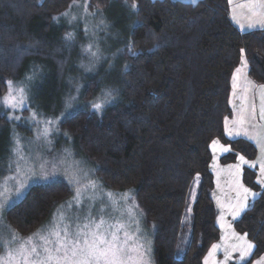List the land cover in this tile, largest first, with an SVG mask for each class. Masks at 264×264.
Returning a JSON list of instances; mask_svg holds the SVG:
<instances>
[{
  "label": "trees",
  "instance_id": "1",
  "mask_svg": "<svg viewBox=\"0 0 264 264\" xmlns=\"http://www.w3.org/2000/svg\"><path fill=\"white\" fill-rule=\"evenodd\" d=\"M77 1L111 17L121 6L131 23L109 49L113 53L104 55V72L109 63L120 69L113 73L114 82L102 85L97 72L78 77L80 99L87 101L105 86L111 88V102L100 112L81 106L61 126L102 185L132 191L145 224L154 230L155 264H202L219 235L210 195L209 145L215 139L230 145L223 162L233 160L235 153L249 159L256 154L251 142L225 136L223 120L231 114V75L241 55L249 77L264 84V72L253 57L255 51L264 57V29L239 30L229 18L227 0H200L195 5L182 0ZM72 2L0 0V99L9 82L24 79L40 66L44 75L35 92L41 109L47 114L60 110L69 63L80 53L76 45L66 43L67 30L53 17ZM4 112L0 107V165L12 132ZM252 173L245 168L243 177L254 187L248 179ZM195 175L199 182L189 214ZM68 194L61 181L31 185L5 211L6 223L18 234H28L45 223ZM233 226L255 246L250 264L264 252V191Z\"/></svg>",
  "mask_w": 264,
  "mask_h": 264
},
{
  "label": "rangeland",
  "instance_id": "2",
  "mask_svg": "<svg viewBox=\"0 0 264 264\" xmlns=\"http://www.w3.org/2000/svg\"><path fill=\"white\" fill-rule=\"evenodd\" d=\"M77 4L78 6H73L72 2L71 7L69 6L64 11L68 12L69 16H62L61 14L64 13L62 12L56 16L59 19L55 22L66 28L67 32L65 34L69 32L75 33V40L70 44L66 43L76 45L78 54L80 53V58L75 57L69 63V72L64 80L67 88L65 94H63L60 110L54 114H47L41 109V100L37 96V91L35 92L36 83L38 85L39 79H42L44 75V71L42 72L43 69L40 66H34V69L24 79L9 82L6 91L0 99V107L5 110L6 119L12 126L8 151L5 160L0 165V204L4 205L0 207V240L4 241V245L0 246V256L6 255L10 249L19 248L22 244L36 243L39 241V236H47L50 231L63 228L64 224H69L71 226L70 231H74L78 223L83 224L86 222L85 217L91 212V217L96 222H99L103 216L109 223H116L118 220L120 223L128 225V230L136 234L139 243L143 244L141 252L145 253L146 261L149 264H155L152 236L154 230L151 226L145 224L134 201L132 191H115L102 185L94 175L91 164L81 155L72 138L61 126L62 121L73 111L84 108L81 106L87 105L90 110L97 111L92 108V104L104 103L105 93L111 91V88L102 86L92 98L84 102L83 99H80L81 81L79 82L78 77L81 80L80 76L97 72L101 74L98 78L102 85L106 81L114 82L113 73L118 72L120 69L113 63H109L104 72L102 67L105 60L104 55H110L109 49L114 47V44L120 40L122 33L125 32L131 23L128 10L121 8V6L111 12V17L108 16L109 14L103 15L96 11H90L84 1H77ZM79 4L83 5L79 6ZM230 7L233 15L236 13L235 21L236 25H238L236 27L241 31H247L246 26L249 23L264 19V17L260 16H251L248 6L243 1L236 6L230 5ZM245 15L248 16L244 17ZM71 17H76V20L69 24L68 20ZM241 25H244L245 28L242 29ZM89 46H91V52L97 53L98 60L94 61L90 52L85 51ZM244 60L245 58L241 55L236 68H240L241 64H244ZM76 76L77 78H75ZM29 77H33V79L29 80ZM21 88L25 89V96L22 102L19 92ZM5 98H8L7 105L4 103ZM12 104H16V107H11ZM16 117H19V119H16ZM235 119L234 113L231 121H228L232 129L237 128L235 123H233ZM46 121L50 123H46ZM22 128L29 130L25 131ZM45 129H47V134L43 135ZM224 134L230 140L242 138L250 142L243 135L244 133L241 132L242 136L239 135L237 137L233 136L234 134L229 135L228 132H224ZM213 141L210 144L211 156L209 161V170L213 178L210 195L215 205V223L218 227L219 235L207 249L202 259V264H239L242 263L240 261V252L234 251L233 248L242 243L237 236L245 237V233L236 231L233 223L245 210L241 211L239 216H234L233 212L242 203H245L243 188L251 189L252 192L258 194L264 191V174L257 175L254 169L241 164L239 161L240 155H243L241 153H235L233 160L223 162L222 156L231 152V147L228 143L217 139ZM226 148L227 151H225ZM241 167H243V170L240 174L238 168ZM245 168L254 172L248 176V179L251 182L254 181L256 186L252 187L244 181L243 171ZM259 175L263 176V178L258 179ZM56 181L65 183L69 189V194L66 199L56 205L52 215L45 223L28 234H18L8 226L4 214L8 207L20 200L15 198L16 189L19 188L20 184L23 183L28 190L31 185H44ZM90 181H95V189L89 186ZM198 182L199 176L195 175L188 194L186 212L189 214L196 196ZM77 189H80L81 194L79 196H77ZM107 193L112 194L113 200L120 201L119 210L114 211L109 206ZM122 194H127L128 199L124 200ZM91 198H95V200L93 201ZM252 201L253 198L249 195L248 204L250 205ZM102 207L104 208L103 213L100 211ZM186 212L182 219L184 223ZM33 234L38 235L34 236ZM246 240L253 244L247 235ZM213 245H218V247L213 249ZM182 247L181 245L177 255H180ZM262 258H264V252L253 259L250 264H257V261Z\"/></svg>",
  "mask_w": 264,
  "mask_h": 264
},
{
  "label": "snow or ice",
  "instance_id": "3",
  "mask_svg": "<svg viewBox=\"0 0 264 264\" xmlns=\"http://www.w3.org/2000/svg\"><path fill=\"white\" fill-rule=\"evenodd\" d=\"M200 0H191L194 5L199 3ZM127 3V0H125ZM232 0H229V4ZM243 3L248 6L251 16L264 17V0H243ZM73 6H78L77 0H73ZM132 8H136L135 4L130 5ZM71 7V6H70ZM64 17H68L69 13L64 12L61 14ZM59 17H53V20H58ZM76 17H71L68 23L71 24ZM101 23H103L101 21ZM257 27H264V19H259L254 23H249L246 26V30L255 29ZM244 29L245 26L241 25ZM65 41L69 44L75 40V33L69 32L65 34ZM90 52L93 60H98L97 53L91 52V46L85 49ZM243 49L241 52L243 53ZM246 63V62H245ZM91 70V69H89ZM241 72V68L236 69V73ZM29 80L33 77H29ZM234 82L236 76L233 77ZM235 87V83H234ZM264 87V86H261ZM21 102L25 96V89H19ZM111 91H107L104 97V103H93L92 108L100 111L105 104L112 100ZM74 99V98H73ZM264 102V96L261 97ZM5 105L8 103V98H5ZM11 107H16V104H12ZM19 119V117H16ZM227 119V118H226ZM261 119H264V103L261 107ZM46 123H50L46 121ZM47 134V129L44 130L43 135ZM229 135H232L230 132ZM236 135H240L237 133ZM251 139V138H249ZM215 143V142H214ZM227 151V149H225ZM244 161L243 157H240ZM247 163V161H244ZM254 167V165H252ZM262 171H264V165H262ZM90 187L96 188L95 181H90ZM87 187V186H86ZM27 191V188L22 183L19 188L16 189V199H22ZM245 193V203H242L233 212L234 216H239L241 211L246 210L249 207L247 202L248 196L251 195L253 201L259 195L254 193L251 189L243 188ZM80 189H77V196H79ZM109 197V206L114 211L119 210L118 206L120 201H115L112 198L111 193L106 194ZM124 200L128 199L127 194H122ZM75 199V197H74ZM93 201L95 198H91ZM0 204V207H3ZM100 211L103 213L104 208ZM79 219V218H78ZM85 223L77 224L74 231H70V225L64 224L63 228L59 230H52L47 236H39V241L36 243H25L15 250H8L6 255L0 256V264H149L145 259V253L141 252L143 244L139 243L138 236L128 230L129 226L120 223L118 220L116 223H109L103 216L99 222H96L91 217V212L85 217ZM37 236L38 234H33ZM234 235H236L234 233ZM242 241L240 245L233 248L234 251L240 252V261L242 264H248L247 258L253 253L254 245L246 240L245 237H239ZM31 239V238H29ZM4 245V241L0 240V246ZM218 245H213V249H216ZM257 264H264V258L257 261Z\"/></svg>",
  "mask_w": 264,
  "mask_h": 264
},
{
  "label": "crops",
  "instance_id": "4",
  "mask_svg": "<svg viewBox=\"0 0 264 264\" xmlns=\"http://www.w3.org/2000/svg\"><path fill=\"white\" fill-rule=\"evenodd\" d=\"M182 1L191 2V0H182ZM241 1L243 0H232V3L229 4V0H228L229 18L232 21V23L237 27L238 25H236L237 23L235 21L236 13L235 15H233V13L230 10L231 9L230 5L236 6ZM246 16L248 15H245L244 17ZM255 29H264V27H257ZM255 29H250V30H255ZM245 62L246 60H244V64L242 63L240 66L241 72L236 73L237 68H235L231 75L230 92H229V105L231 108V114L226 117L227 119L225 118L223 120V131L228 132V134L232 132V134H234L233 136L236 137L238 136L236 134L241 132L244 133L243 135L246 137V139L248 138V140H250V142L253 144L256 150L255 157L252 159H248L247 157L240 155L241 157L244 158V161H247V163H245L241 159L239 161L241 162V164L248 166L250 169L251 168L254 169L258 175V174H264V171H262V165H264V119H261V107H262V103H264L262 102L261 99V97L264 96V87L261 86H264V84L256 83L253 81V79L249 77L247 72V62L246 63ZM234 75L236 76L235 82L233 80ZM234 83H235V87H234ZM234 113L236 119L234 120L233 123H235L237 128L235 127L234 129H232L230 127L231 126L230 122L228 121H231ZM248 130H250V132H248ZM245 132L248 134H246ZM209 149H210V145H209ZM237 159L239 158L237 157ZM252 165H254V167ZM242 170L243 167L238 168V172L240 174ZM259 178H263V176L259 175L258 179Z\"/></svg>",
  "mask_w": 264,
  "mask_h": 264
},
{
  "label": "water",
  "instance_id": "5",
  "mask_svg": "<svg viewBox=\"0 0 264 264\" xmlns=\"http://www.w3.org/2000/svg\"><path fill=\"white\" fill-rule=\"evenodd\" d=\"M253 57L257 64L261 67L262 71L264 72V57L259 52H253Z\"/></svg>",
  "mask_w": 264,
  "mask_h": 264
}]
</instances>
